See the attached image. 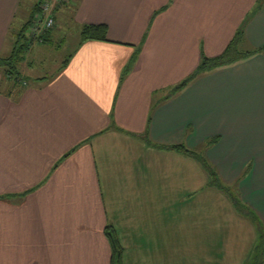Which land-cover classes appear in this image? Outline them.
Here are the masks:
<instances>
[{
  "label": "crops",
  "instance_id": "1",
  "mask_svg": "<svg viewBox=\"0 0 264 264\" xmlns=\"http://www.w3.org/2000/svg\"><path fill=\"white\" fill-rule=\"evenodd\" d=\"M25 2L0 0V58L30 19ZM260 2L57 6L56 24L72 8L81 27L68 64L34 81L20 70L19 84L0 69V264H112L109 226L122 264L251 262L264 235V51L173 91L247 20L243 49L264 48ZM101 24L107 41L82 40L85 25ZM53 35L32 52L56 47ZM214 138L205 157L228 192L194 158L158 147Z\"/></svg>",
  "mask_w": 264,
  "mask_h": 264
},
{
  "label": "trees",
  "instance_id": "2",
  "mask_svg": "<svg viewBox=\"0 0 264 264\" xmlns=\"http://www.w3.org/2000/svg\"><path fill=\"white\" fill-rule=\"evenodd\" d=\"M43 0H38L37 3L34 6V10L30 16V19L19 29L17 35H16V46L8 58H0V69L3 70L5 75L13 79L15 84H19L21 79V72L20 67L25 61V52L27 53L28 47L32 46L34 40L39 38V42H48L46 36H48L50 33H53V29L44 30L41 34V36L34 37L32 35L31 29L34 25V21L36 16L40 13V7ZM264 6V0H261L259 7L262 8ZM250 17V16H249ZM248 17V18H249ZM250 19V18H249ZM56 21V18H55ZM249 20H247L241 29L237 32L235 38L233 41L229 44V46L226 48V50L219 56L216 57H208L205 54H202L201 62L195 72L192 74L191 77L186 79L180 86L176 87L173 91V93L178 92L182 89H184L191 81L196 79L197 77L201 76L202 74L206 72L213 71L215 69L227 67L233 64H236L242 60L248 59L252 57L255 54L261 53L264 51L263 49H255V50H244L242 47V39L244 38V32L246 24ZM56 25V23H55ZM107 34H108V28L106 25H85L82 30V40H101V41H107ZM146 37H144L143 42L140 46H138L136 49V54L132 58L130 65L127 67L125 72L129 71L135 62L138 59V55L141 52V49L146 41ZM23 41L27 42L30 41V44H22ZM68 64V60H66L63 63V67H65ZM218 142V138H214L211 143L216 144ZM159 148L162 149H169L177 151L181 154H184L188 157H192L195 160H197L202 167L205 169V171L209 174V176L212 178L211 185L219 188L220 190L228 192V187L225 186V184L220 180V177L218 175V172L216 171L215 167L209 162V160L196 152H194L191 149H188L184 145H173L170 147L167 146H159ZM238 207H241L238 205ZM252 221L260 228V224L257 221V219L254 217L253 214H247ZM107 237L110 241L111 247H112V264H122L123 260V247L121 246V243L119 241V238L116 234L115 229L112 226H109L106 230ZM254 259L256 260V263L254 264H264V235L261 234L258 244L255 247V255Z\"/></svg>",
  "mask_w": 264,
  "mask_h": 264
},
{
  "label": "rangeland",
  "instance_id": "3",
  "mask_svg": "<svg viewBox=\"0 0 264 264\" xmlns=\"http://www.w3.org/2000/svg\"><path fill=\"white\" fill-rule=\"evenodd\" d=\"M36 1L37 0H26L25 3L30 4V2H31V3L35 4ZM72 1H76V0H68V2H66V4L71 5ZM69 7H71V6H68L67 10H69L68 9ZM71 13H72V15L74 13L72 8H70L68 14H71ZM68 14L65 15V12H63V13L61 12V14H60L61 16H58L59 23H57L54 26V29L52 30L53 34L54 33L57 34V36L53 35L54 39H56V37L59 39L58 45H57V43L55 44L56 47H53V46L44 47L43 48L44 50L42 53L39 51V49H36L32 52L33 47L38 45V42L40 41L39 38L34 40L32 46L28 47L27 53L25 52V61L24 62H26V63L24 65H26V66L30 65L29 61L32 58H33L32 59L33 62L28 67V69H26V70H24L22 68L20 69L21 72L23 73V75L29 76L30 79H33V81H34V78H36V77H49L52 74L54 75L58 71V69L61 67V63L64 60L69 59L70 56L78 48V44H79L80 39H81V27L74 24L72 22L73 21L72 18L70 16H68ZM67 20H69V21H67ZM56 41H57V39H56ZM24 43L30 44V41H27V42L23 41L22 44H24ZM10 47H11V45H10ZM8 50H9V47H8ZM8 50L6 51V53H9ZM11 51H10V53H11ZM26 56H27V58H26ZM192 128L193 127H191V130H192ZM186 130L188 133L189 130L187 128H186ZM211 140L208 141L206 144H205V142L204 143L201 142V143L197 144L196 147L192 150L198 154L205 156V149L208 148L210 145H215L213 143H210ZM196 162L198 165H200L202 167V165L197 160H196ZM206 174L209 176V174L207 172H206ZM254 263H256V260L253 257V259L251 260V262H249V264H254Z\"/></svg>",
  "mask_w": 264,
  "mask_h": 264
},
{
  "label": "built area",
  "instance_id": "4",
  "mask_svg": "<svg viewBox=\"0 0 264 264\" xmlns=\"http://www.w3.org/2000/svg\"><path fill=\"white\" fill-rule=\"evenodd\" d=\"M68 0H43L40 13L36 16L31 29L32 35L38 37L44 30L52 29L55 26V10L60 4H65Z\"/></svg>",
  "mask_w": 264,
  "mask_h": 264
}]
</instances>
